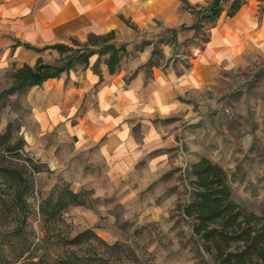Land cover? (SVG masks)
<instances>
[{
    "label": "rangeland",
    "instance_id": "1",
    "mask_svg": "<svg viewBox=\"0 0 264 264\" xmlns=\"http://www.w3.org/2000/svg\"><path fill=\"white\" fill-rule=\"evenodd\" d=\"M177 1L171 21L124 19L127 29L114 31L111 42L127 52L110 76L123 89L138 90L142 103L120 117L97 100L96 85L107 76L99 45L90 67L75 60L55 80L6 92L23 64L39 58L60 64L91 47L88 35L34 42L16 17L0 10V168L20 174L8 179L0 172V264H212L193 234V218L179 208L192 198L189 167L201 156L225 169L234 200L264 211V49H217L201 59L234 1H253L260 17L264 0ZM212 10L218 15L209 22ZM59 43L69 47L62 58ZM91 73L97 84L81 100L67 97ZM164 84L171 101L146 115V100ZM107 120L115 122L103 125ZM64 183L85 192V204L44 222L41 201ZM84 230L97 238L68 242Z\"/></svg>",
    "mask_w": 264,
    "mask_h": 264
},
{
    "label": "trees",
    "instance_id": "2",
    "mask_svg": "<svg viewBox=\"0 0 264 264\" xmlns=\"http://www.w3.org/2000/svg\"><path fill=\"white\" fill-rule=\"evenodd\" d=\"M241 6L234 1L227 11L232 15ZM218 10L206 15L209 22H214ZM114 31L88 35L86 45L91 49L75 51L63 57L60 64H46L40 58L33 65L23 64L12 74V85L6 92L23 91L31 86L40 85L48 78L58 77L62 71L70 69L75 60L87 66L89 56L97 52L106 54L105 64L110 73L115 72L122 57L126 54L123 45H115ZM59 55L65 54L69 47L59 43L54 45ZM5 178L16 179L20 174L10 168H0ZM189 173L192 176V198L181 205L180 211L186 217L193 218V234L204 252L210 254L212 264H264V211L260 214L249 210L232 197V188L225 169L206 156L191 163ZM22 187V186H21ZM85 192H75L62 184L55 195L45 197L39 205V215L44 222H51L58 212L70 205L85 204ZM19 208L26 207L25 199L18 193ZM88 236H97L90 230H84L68 239L69 243L78 244Z\"/></svg>",
    "mask_w": 264,
    "mask_h": 264
},
{
    "label": "crops",
    "instance_id": "3",
    "mask_svg": "<svg viewBox=\"0 0 264 264\" xmlns=\"http://www.w3.org/2000/svg\"><path fill=\"white\" fill-rule=\"evenodd\" d=\"M177 9V0H5L0 4V10L4 14L16 17L20 27L26 29L27 37L34 42L40 38V43L63 42L71 36L85 37L91 33L101 34L111 30L125 31L127 28L124 19H130L137 25L154 19L171 21L177 16ZM256 45L264 49V8L260 17H257L255 4L249 1V4L241 5L234 14L225 13V17L217 20L205 49V56L201 59L206 62L209 55L216 51L218 53L220 49L231 52L232 48L245 49ZM90 66L88 63L86 67ZM106 70L105 82L100 86L96 85V75L87 74L79 89L66 91L67 97L75 94L81 100V96L88 93L95 84L99 89L97 100L102 109L111 106L108 109L121 111V115L117 117L124 116L127 111H140L142 103L139 104L140 99L134 93L138 90L123 89L121 81L110 76L115 72L110 73L107 66ZM55 78L57 77L44 81ZM169 96L167 84H164L149 95L143 106L144 113L149 115L153 113L149 111L151 109L167 107L166 104L171 101ZM113 122L115 121L107 120L103 125L112 126Z\"/></svg>",
    "mask_w": 264,
    "mask_h": 264
}]
</instances>
